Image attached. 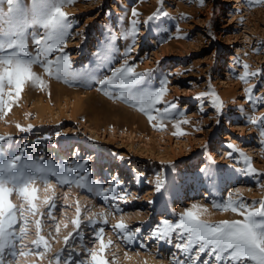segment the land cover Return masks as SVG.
I'll use <instances>...</instances> for the list:
<instances>
[{"label": "rangeland", "instance_id": "rangeland-1", "mask_svg": "<svg viewBox=\"0 0 264 264\" xmlns=\"http://www.w3.org/2000/svg\"><path fill=\"white\" fill-rule=\"evenodd\" d=\"M22 5L30 6L31 0H22ZM133 9L138 16H132ZM7 10V0H0V13ZM61 10L70 25L62 47L70 54L69 71L79 78L66 84L34 66L45 86H25L10 111L0 112V136L11 138L0 142V147L11 146L13 152L23 148L25 156L67 162L73 167L86 160L90 182L108 188L118 176L121 183L115 195L124 199H114L111 194L97 196L75 183L61 185L55 178H50L53 187L48 189L38 180L34 185L38 189L34 202L37 212L32 215L25 211L27 231L16 248L17 253L23 248L27 255L7 258L6 264H57V254L61 256L60 264H64L69 253L73 261L91 264L86 250H99L100 241L93 233L100 228L104 229V243L111 241L104 253L108 264H173L174 259L183 262L187 254L176 248L180 241L175 236L171 243L151 236L162 218L175 221L196 203L207 209L201 216L205 221L242 219L236 213L213 207L227 203L229 197L249 207L255 201L260 207L259 201L264 199V124L247 121L264 116V99H259L264 97V3L71 0ZM158 11L160 14L144 23ZM133 19L139 21V32L134 42L126 41L122 33ZM43 34L42 28L28 30V48L33 54V36ZM129 44L133 45L132 51L125 56ZM57 54L50 59L55 60ZM125 59L136 72H150L149 83L154 87L167 79L163 100L177 104L174 119L150 124L138 110L97 90V81L111 75ZM244 64L249 72L260 75L241 82L238 77L244 72ZM249 87H253L252 102L244 91ZM209 90L223 105L219 115L211 95L200 97ZM105 91L116 90L107 87ZM88 110L92 111V119ZM17 125L32 127L21 132ZM178 130L185 134L174 135ZM244 157L250 158L262 175H246ZM157 177L164 181L159 193L155 191ZM71 178L75 179L76 174ZM48 197L55 204L51 216L45 203ZM10 200L17 209L21 205L27 209L15 194ZM150 200L154 203L149 204ZM77 219L79 229L72 223ZM37 220L41 221L40 235L47 241V250L44 245L37 250L33 244ZM91 222H95L94 227ZM118 222L132 231L140 229L130 243L123 240L122 233L117 235L113 225ZM65 237H69L67 242ZM211 264L216 261L212 259Z\"/></svg>", "mask_w": 264, "mask_h": 264}, {"label": "snow or ice", "instance_id": "snow-or-ice-1", "mask_svg": "<svg viewBox=\"0 0 264 264\" xmlns=\"http://www.w3.org/2000/svg\"><path fill=\"white\" fill-rule=\"evenodd\" d=\"M71 0H31V5L24 7L22 0H7L8 10L6 13H0V112L7 114L10 106L18 101L26 85L43 88L44 81L34 70V66H39L49 77L57 80L63 79L64 83L77 80L78 74L71 73V61L69 53L62 45L65 42L67 30L70 27L68 17L61 9L65 3ZM264 3V0H258ZM203 0H201V4ZM159 11L150 16L144 23L147 24ZM132 16H138V12L133 9ZM139 21H129V27L122 33L123 39L135 41L139 32ZM42 28L44 34L42 37L33 36L35 53L29 51L27 42V33L29 29ZM132 44H129L125 56L130 55ZM54 53L55 60L50 59ZM244 72L238 78L241 82L247 83L250 76L260 75V72H249L248 65L244 64ZM150 72L138 73L134 66L125 59L121 67L112 70L111 75L97 81L98 91L112 100H119L126 106L138 110L144 114L150 124L153 121H164L174 119L177 104L166 102L163 97L167 91V79L160 82L159 87H154L149 83ZM107 87H112L116 91L109 93L105 91ZM246 98L252 102L253 87L245 88ZM211 95L212 104L219 115L222 103L214 91L201 93L200 97ZM200 97H197L199 99ZM259 99H264L261 97ZM163 104L164 106L158 107ZM187 123V121H182ZM252 125L264 124V116L250 117L247 121ZM157 130H163L160 125H153ZM31 125L24 128L17 125L21 132L30 131ZM174 135H184L182 131L173 133ZM261 136L264 137V129L261 130ZM10 137L0 136V142H5ZM264 144V141H262ZM231 147V146H229ZM18 152V154H17ZM17 152L0 147V264H6L7 258L15 259L17 255L24 256L27 253L21 248L17 253L18 243H22L26 234L27 219L25 211L35 215L37 208V187L34 185L39 180L48 185V189L53 187L49 184L50 178H55L61 185L75 183L78 187L87 188L89 192H95L97 196L107 197L109 194L114 199L123 200V196L117 197L116 186L121 183L118 176L109 182L108 188H103L99 182H90V173L87 172L85 165L87 161L77 163L74 167L68 166L67 162L56 163L51 159H33L25 156V149H18ZM232 153L229 152V155ZM243 155V154H241ZM246 175H262L252 166L250 158L244 157ZM202 172L207 170L202 169ZM83 173V175H81ZM71 174H76L72 179ZM211 178V173H208ZM164 188V181L157 177L155 181V191L159 193ZM46 189V191L48 190ZM15 194L22 198L27 205L19 209L11 202L10 197ZM51 197L45 199L49 204L48 215H52L51 209L55 208L54 203H50ZM153 204L154 201H148ZM257 202H252V206L242 201L232 200L230 197L227 203L223 205H213L217 210L231 211L242 217L240 220L219 221L216 223L205 221L201 216L207 209L202 205L192 203L190 208L185 209L173 221L162 218L153 228L151 236L153 239L162 240L168 243L172 242L173 236L177 238L176 248L187 254L185 261L173 260V264H201L206 255L210 259L203 260V264H211L214 259L216 264H264V199L259 201L260 207H256ZM77 216L80 215V209L77 207ZM116 211L120 209L117 207ZM18 213V214H17ZM103 215V214H101ZM23 221V223H21ZM76 229L80 228L79 220H73ZM95 226V222H91ZM106 224L107 221L105 220ZM19 224V232L16 226ZM118 230L117 235L123 234V240L131 242L139 233L140 229L135 231L129 229V226L123 222L113 225ZM41 221H36L37 239L33 244L38 250L41 245L47 250V241L40 235ZM103 228L94 231L95 240L100 241L99 250H86L90 255L91 264H108L104 256L105 249L109 247L111 241L107 244L102 239ZM71 236V234H70ZM65 242L69 237H65ZM39 255V252L36 253ZM79 256V254H76ZM57 264H60L61 256H56ZM64 264H86L85 261H73L72 254L64 261Z\"/></svg>", "mask_w": 264, "mask_h": 264}, {"label": "bare ground", "instance_id": "bare-ground-1", "mask_svg": "<svg viewBox=\"0 0 264 264\" xmlns=\"http://www.w3.org/2000/svg\"><path fill=\"white\" fill-rule=\"evenodd\" d=\"M227 70H229V69H227ZM88 73H89V72H88ZM90 75H92L91 72H90ZM88 76H89V75H88ZM26 86H27V85H26ZM101 93H102V92H101ZM90 107H91V106H90ZM91 109H92V108H91ZM95 109H96V108H95ZM87 113L90 115V117H91V119H92V111H91V110H90V111L88 110ZM97 113H98V112H97ZM98 114H99V113H98ZM99 116H101V115H99ZM77 149H78V148H75V150H77Z\"/></svg>", "mask_w": 264, "mask_h": 264}]
</instances>
